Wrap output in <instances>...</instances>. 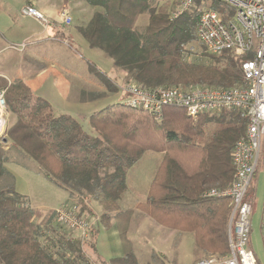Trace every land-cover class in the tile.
Wrapping results in <instances>:
<instances>
[{
    "label": "trees",
    "instance_id": "16d2710c",
    "mask_svg": "<svg viewBox=\"0 0 264 264\" xmlns=\"http://www.w3.org/2000/svg\"><path fill=\"white\" fill-rule=\"evenodd\" d=\"M81 1L96 10L77 32L90 49L111 61L114 73H124V83L230 88L241 82L239 61L231 56L211 58L209 64L186 62L187 45L198 42L199 52L204 50L196 35L199 0L173 19L167 17V7L154 0ZM142 15L147 23L139 29L136 23ZM87 72L107 92L116 91L113 80L93 64L87 63ZM0 91L13 117L0 138V179H11L4 166L9 149H17L36 164L44 179L67 192L78 216L87 212V201L99 204L96 222L117 233L121 248L120 256L92 261L86 248L95 253L98 232L91 228L86 238L74 237L53 220L54 214L42 220L41 212L8 184L0 188V264H139L127 237L133 210L122 209L119 200L127 190L128 170L145 152L162 158L145 201L135 209L165 229L191 233L195 247L205 255L228 254L231 201L203 193L225 188L233 180L231 152L246 129L239 112L194 120L182 109L164 108L162 118L156 119L116 103L88 116L90 134L74 117L54 114L50 103L20 80L0 76Z\"/></svg>",
    "mask_w": 264,
    "mask_h": 264
},
{
    "label": "built area",
    "instance_id": "2783aa9c",
    "mask_svg": "<svg viewBox=\"0 0 264 264\" xmlns=\"http://www.w3.org/2000/svg\"><path fill=\"white\" fill-rule=\"evenodd\" d=\"M195 1L180 0L171 18L190 10ZM199 1L198 41L213 57L229 55L238 60L241 82L230 88L206 85L144 88L123 83L118 86L121 104L144 110L156 119L162 118L164 108H178L193 119L205 114L237 111L246 120L245 132L231 152L232 182L225 188H212L203 193L207 198L231 201L227 231L229 252L221 258L201 259L196 264H258L250 248L253 208L249 185L256 172L264 167V0ZM20 15L47 25L44 16L29 5L21 8ZM61 17L62 25L69 27L72 20L67 10H62ZM7 124L4 91H0V138ZM55 221L81 238H86L91 230V222L77 215L75 205L58 209ZM262 234L264 241V210Z\"/></svg>",
    "mask_w": 264,
    "mask_h": 264
},
{
    "label": "rangeland",
    "instance_id": "374dc122",
    "mask_svg": "<svg viewBox=\"0 0 264 264\" xmlns=\"http://www.w3.org/2000/svg\"><path fill=\"white\" fill-rule=\"evenodd\" d=\"M2 1L6 2V4L2 2L1 4L2 9L10 12L14 20V23L12 25L13 31H11L10 36L6 37L7 40L6 42L5 41L3 42V39H1L2 43L9 44L12 46H18L22 44L23 42L21 41L26 38L24 40V43H26V49L24 53H17L16 51H14V49L13 50L10 49V51H8V54H5L7 63H12L20 60L19 62H21L20 64L23 70H27L31 74L34 73L37 74L42 69L47 68V65L43 61V59L46 58L48 60L50 59L51 61L56 62L55 68L57 69L58 73L73 72L76 74L75 78H79L80 75H86L85 72L89 74L87 71H83V67L87 68V63H90L96 66V68L99 71L106 74L109 78L113 80V83H115L116 91L114 93H110L106 91L104 85L93 75H89L90 76L89 81L87 78L85 79V76L83 77L84 79L82 77L80 78L81 80L80 84L85 85L83 86L85 87V89L89 88L91 92L97 93L95 101L87 107H82L79 104L80 99L83 98V95L80 92L78 93L76 91L75 93L74 91H71L70 94L68 95H61L59 94L58 91L63 90L62 88H56L55 90V87H51L52 86L51 83L53 84V82L58 79L56 78L53 80L44 79V83L42 84L43 78L46 77L47 76L46 74H49V72L45 73L44 76H41V78L34 80V84H37V87L34 89V91L37 93L36 95L38 96L46 95V97L50 99L52 103L51 107L54 114L56 115L67 114L74 117L82 125V128L85 132L93 134L91 128L88 125V116L93 112L101 110L107 105L121 103L118 86L124 83V77H125L124 73H114L112 70L111 61L102 52L95 49H90L87 46L82 36L77 32L75 28V26L81 25L80 22L77 23L76 18L75 21L74 20L71 21L69 27L66 28L63 26L62 30L57 36L56 42L50 43L44 41L41 43H36V42L32 43L36 39L27 38V35H25L26 33L24 30L34 31L39 29L41 26L37 24L35 21H33V19L28 17H22L20 15L21 8L23 6H28V5L22 4L24 0H2ZM46 1L51 2L52 5H54L56 8L55 11H58L60 0H46ZM179 1L180 0H154V3L157 6L167 7L166 8L167 17L169 16V18H171V13L174 12ZM82 4L84 7L87 6L85 3ZM86 8H88V6ZM62 10H67L70 16L69 10L67 8H62L61 11L59 12L60 22H62V17H61ZM47 21L49 22L48 19ZM146 23H147V16L142 15L141 17L138 18L136 25L139 29H142ZM69 35L73 37L69 38ZM46 38L47 35L44 36V40H47ZM197 44L198 42L187 45L185 47L186 52L184 56L186 57L185 58L186 62L196 61L198 63L205 62L209 64L211 62L210 61L211 58H218L209 55L204 48L201 54L199 52L200 49H198ZM77 62H81V63H77ZM51 72L53 73V77H54L56 75V72L54 71ZM174 85H179L182 87L186 86L183 85L182 83H177V84L175 83L172 84L171 86ZM187 86H195V85H187ZM62 96H64L65 102L61 101ZM198 118L194 120H197ZM12 121H13V117L8 113V123L10 124ZM7 158L8 161L4 166V170H5V174L11 175V179L6 180L5 176H3L0 179V188L8 184H13L14 190L28 199L30 207L32 209L39 210L41 212L42 220L50 217L52 214H54L55 216V213L58 209L70 208L71 206H73V202L68 200L67 192L64 191L63 189L56 187L54 184L44 179L40 174L36 164L33 161L29 160L27 157H25L20 151H18L15 148H10L7 154ZM160 160H161L160 154L153 152H145L141 156L140 160L128 170L127 172L128 190L123 194V196L119 200V204L122 209L130 208L133 210V212L135 210L138 212V214L145 216L143 213L136 210L134 206L137 203L143 202L145 200L148 189V180L150 179V177L153 176V173L157 168ZM254 184H256L257 191L255 196L256 199L254 202V213L252 216L253 234L251 238V249L254 255L256 256L259 264H264V241L262 238L263 237L262 233L260 236L259 228L257 226V221L261 216V202L264 201V169L258 171L257 179L251 182L252 186H254ZM261 194H263V196ZM261 196L262 198H260ZM86 209H87L86 211L89 212V214H91L92 216L94 215L96 218H98L101 214V212H98V210H96V207L93 204L89 205V203H86ZM79 217L82 220L85 221L87 220L85 214H82V216ZM146 218L148 222H151V224L154 225L153 221L149 217L146 216ZM53 220H55V218ZM130 221L127 226V232L129 231L130 226H132L133 231L134 230L136 231L137 223L130 224L131 223ZM95 224H94L95 227L93 224H91V228L94 229L93 232H98L97 253L92 254V252L86 248V254H88L89 258L95 262L108 261L111 257H113V252L109 250L107 241L104 238V233L103 231H101L102 229L105 231L108 230H106L103 227L104 223L103 225H101L95 221ZM71 234L74 236L78 235V233L76 232H72ZM115 234L117 236L116 232ZM134 235L136 236V234ZM89 241L90 242L92 241V237H90ZM172 243H173L172 244V248H173L175 245V241L172 240ZM192 249H193L194 259L202 255V252L198 250L194 245ZM150 255L151 253L148 254L150 261V262L148 261L149 264H159L161 262V259H159L161 256L160 257L155 256L154 258ZM209 257L221 258L223 256L204 254V256H202L201 259H206ZM145 259H146L145 257L141 256L140 262L145 263L144 262ZM199 260H197L195 264Z\"/></svg>",
    "mask_w": 264,
    "mask_h": 264
},
{
    "label": "crops",
    "instance_id": "0c3cea01",
    "mask_svg": "<svg viewBox=\"0 0 264 264\" xmlns=\"http://www.w3.org/2000/svg\"><path fill=\"white\" fill-rule=\"evenodd\" d=\"M2 2L6 4V2L0 0V76H3L8 80L9 79L10 80H20V81L24 82L31 89V91L36 95L37 93L34 91V89L37 87V84H34V80L41 78V76H44L45 73L49 72V74H46L47 76L43 78L42 84L44 83V79H47V80L52 79L53 80L56 78L58 80H55L53 82L54 85L51 83V85H52L51 87H55V90H56V88H62L63 90L58 91L59 94L68 95V94H70L71 91H74L75 93H76V91L78 93L80 92L83 95V98L80 99L79 104L82 107H87V106L91 105L95 101L97 93L91 92L89 88L85 89V87H83L85 85L80 84V81H81L80 78L81 77L83 78L85 76V79L87 78L89 81V79H90L89 75L90 74H87L85 72L86 75H80L79 78H75L76 74L73 72H59L58 73L57 69L55 68L56 62L51 61L50 59L48 60L46 58H44L43 61L47 65V68L42 69L37 74L36 73L31 74L29 71L23 70V68L20 64L21 62H19L20 60H18L16 62H12V63L6 62L5 54H8V51H10V49H12V50L14 49V51H16L17 53H24V51L26 49V43H24V40L26 38L23 39L21 41L23 43L18 45V46H12L9 44H3L2 43L1 39H3V42L7 41L6 37L10 36L11 31H13L12 25L14 23V20L11 16L10 12L2 9V7H1ZM82 3L83 2L81 0H68L67 3H64L63 0H60L59 6H58V11H55V9H56L55 6L52 5L51 2H48L46 0H24L22 3L23 5H29V6L33 7L34 9L39 11L45 17L46 21H47V19L49 20V22L47 21V25L44 26V25L40 24L39 22H37L33 19V21H35L41 27L37 30H34V31L24 30L26 33L25 35H27V38H35L36 39L32 43H35V42L41 43L44 41H47L50 43L56 42L57 36L63 28L62 22H60V15H59V12L61 11L62 8H67L69 10L70 17H71L72 21L73 20L75 21V18H76L77 23L80 22L81 24L87 22L89 20V18L92 16V14L94 13V11L96 10L92 7L86 8L87 6L84 7ZM76 27L77 26H75V28ZM45 35H47V38H46L47 40H44ZM72 37L73 36L69 35V38H72ZM49 45H51V44H49ZM77 63H81V62H77ZM78 65H80V64H78ZM51 71L56 72V75L54 77H53V73ZM83 71H87V68L83 67ZM34 85H36V86H34ZM40 97L47 100L50 103V105L52 104L50 99L48 97H46V95H43ZM61 101L65 102L64 96H62ZM161 158H162V155H161ZM156 169H155V171H156ZM261 169H264V167H261L258 171H260ZM155 171L153 173V176L155 174ZM258 171L256 172L255 176L252 178V181L257 179ZM153 176L150 177V179L148 180V189H149V185H150V182H151ZM126 186H127V175H126ZM148 189H147V193H148ZM127 190H128V186H127ZM256 191H257L256 184H254V186H252V194H251V201H252V208H253L252 216L254 213V202L256 199L255 198ZM261 195L263 196V194H261ZM146 196H147V194H146ZM262 196L260 198H262ZM68 200H69V198H68ZM87 203H89V205H91V204L95 205L96 210H98V212H101V207L96 202L89 200V201H87ZM139 203H142V202H139ZM263 203H264V201L261 202V216L259 217V220L257 221V226L259 228L260 236L262 233V213L264 210V206H263L264 204ZM128 209H130V208H128ZM84 214L86 215V217L88 216L87 220H89V222H91V224L94 225L95 221H96V217L94 215L93 216L88 215L87 212H84ZM252 216H251V225H250V248H251V238H252V234H253ZM130 222H131L130 224L137 223L136 231L135 230L133 231L132 226H130L129 231L127 232V237L132 244L133 253L136 256V259H137L139 264H149L150 261H149L148 254H150V253H151L150 256H152L154 258H155V256L156 257H160V256L162 257V258L161 257L159 258V259H161V262L159 264H195V262L197 260L201 259L202 256H204V253L202 252V255L200 257H197L195 259L193 258L192 247L194 245V240H193V235L191 233H178V232L173 231V230H167V229H165V228H163V227H161V226H159L153 222L154 225H156V226H154L153 224H151V222H148L146 216H142V215L138 214V212L135 210L133 212V216L131 217ZM95 225H94V227H95ZM101 231H103V233H104V238L107 241L109 250H111V252H113V257L120 256L121 255V248H120V244H119V241H118V238H117L115 232L114 231H105L103 229ZM166 231H168V232H166ZM133 232H134V234H136V236L133 234ZM72 236H74V235H72ZM262 236H263V234H262ZM172 240L175 241V245L173 248H172V244H173ZM97 246H98V244L96 242V251H95V253H92V254L97 253ZM137 248H138V250H137ZM141 256L146 258L144 260L145 263L140 262Z\"/></svg>",
    "mask_w": 264,
    "mask_h": 264
},
{
    "label": "water",
    "instance_id": "95a60500",
    "mask_svg": "<svg viewBox=\"0 0 264 264\" xmlns=\"http://www.w3.org/2000/svg\"><path fill=\"white\" fill-rule=\"evenodd\" d=\"M3 142H5V140Z\"/></svg>",
    "mask_w": 264,
    "mask_h": 264
}]
</instances>
